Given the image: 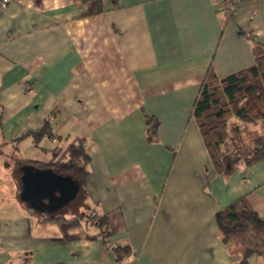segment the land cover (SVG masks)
<instances>
[{
  "label": "crops",
  "instance_id": "1",
  "mask_svg": "<svg viewBox=\"0 0 264 264\" xmlns=\"http://www.w3.org/2000/svg\"><path fill=\"white\" fill-rule=\"evenodd\" d=\"M102 7L93 16L75 0L0 8V264H239L215 215L245 196L264 216V160L218 173L191 113L208 69L222 78L253 64L264 0L231 13L213 0ZM147 116L158 121L154 139ZM45 120L52 136L38 147L12 142ZM74 137L90 156L85 203L106 217V240L76 214L50 223L20 200V160L48 162Z\"/></svg>",
  "mask_w": 264,
  "mask_h": 264
},
{
  "label": "trees",
  "instance_id": "2",
  "mask_svg": "<svg viewBox=\"0 0 264 264\" xmlns=\"http://www.w3.org/2000/svg\"><path fill=\"white\" fill-rule=\"evenodd\" d=\"M85 6V16H93L102 12V0H75ZM241 33V32H240ZM252 43L253 64L225 77H217L208 69L201 83L198 96L195 99L191 115L197 123L199 132L207 149L209 157L218 173L232 171L239 164L251 166L264 160V127L254 139L251 150L246 158H235L227 163L224 151L228 148V119L232 116L244 123L261 122L264 126V46L254 38ZM148 137L157 136L158 121L147 116L145 118ZM51 127L48 120L33 132H27L13 143L29 137L35 147L44 137H51ZM16 150V148L14 149ZM52 158L48 162L37 160H20L21 165L50 168L59 175L69 176L79 187L78 195L83 204L81 212L76 216L96 228L98 234L106 240L109 236L108 222L105 216L97 214L85 203L87 193L86 180L89 174L90 156L85 140L80 137L65 138L61 145L50 149ZM20 190V184H19ZM32 213L42 217L46 222L60 223L65 219V213H40L23 202ZM215 222L222 242L232 240L241 252L239 264H247L250 255L259 257V264H264V216H260L249 205L245 196H241L229 205L219 210ZM117 260L130 253V246L114 248Z\"/></svg>",
  "mask_w": 264,
  "mask_h": 264
},
{
  "label": "water",
  "instance_id": "3",
  "mask_svg": "<svg viewBox=\"0 0 264 264\" xmlns=\"http://www.w3.org/2000/svg\"><path fill=\"white\" fill-rule=\"evenodd\" d=\"M20 200L40 213L56 212L74 200L79 187L66 175L50 168L23 165Z\"/></svg>",
  "mask_w": 264,
  "mask_h": 264
},
{
  "label": "rangeland",
  "instance_id": "4",
  "mask_svg": "<svg viewBox=\"0 0 264 264\" xmlns=\"http://www.w3.org/2000/svg\"><path fill=\"white\" fill-rule=\"evenodd\" d=\"M227 126L230 136L228 148L224 151L227 163L235 158H246L252 142L259 136L264 126L261 122L244 123L234 116L228 119ZM81 200V196L77 195L69 204L63 206L61 211L66 215L79 213L83 206Z\"/></svg>",
  "mask_w": 264,
  "mask_h": 264
},
{
  "label": "built area",
  "instance_id": "5",
  "mask_svg": "<svg viewBox=\"0 0 264 264\" xmlns=\"http://www.w3.org/2000/svg\"><path fill=\"white\" fill-rule=\"evenodd\" d=\"M12 0H0V8H4ZM215 4L225 12L231 13L235 7L244 0H213Z\"/></svg>",
  "mask_w": 264,
  "mask_h": 264
}]
</instances>
